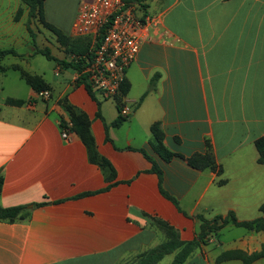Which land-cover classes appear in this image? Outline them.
Returning <instances> with one entry per match:
<instances>
[{
	"label": "crops",
	"instance_id": "1",
	"mask_svg": "<svg viewBox=\"0 0 264 264\" xmlns=\"http://www.w3.org/2000/svg\"><path fill=\"white\" fill-rule=\"evenodd\" d=\"M46 4L43 19L54 26L46 19ZM146 4L147 14L159 22L141 33L139 51L125 72L123 104L129 115L120 126H111L118 116L115 104L76 84L79 77L71 68L56 65L52 82L31 74L49 88L47 100L28 85L25 94L0 86V207L23 208L16 220L0 221V264H135L140 254L167 240L155 219L172 227L181 242H190L200 232L197 216L261 217L264 164L257 162L254 143L264 136V0ZM28 19L20 0H0L1 50L13 49L3 45L19 41ZM73 21L68 31L54 27L72 37ZM16 67L21 68L0 66V73ZM69 107L88 119L113 180L89 160L75 133L61 138L60 124L70 123ZM154 124L166 149L179 157L163 162L152 152ZM206 144L221 175L186 163L204 154ZM147 157L160 167L161 180ZM262 245L264 233L228 223L183 264H217L224 252L250 255ZM177 252L156 264L166 257L171 264Z\"/></svg>",
	"mask_w": 264,
	"mask_h": 264
},
{
	"label": "trees",
	"instance_id": "2",
	"mask_svg": "<svg viewBox=\"0 0 264 264\" xmlns=\"http://www.w3.org/2000/svg\"><path fill=\"white\" fill-rule=\"evenodd\" d=\"M25 6L29 9V19L26 24V29L29 33L30 27L29 22L30 19H36L38 23L49 30L54 36L56 42L64 49V54L68 57L59 60L54 57L48 48L37 49L35 50V54H41L45 56L48 60H55L57 65H61L66 68H71L75 70L77 73L80 72L81 62L78 61V57L85 54L90 46V40L88 38H72L66 36L62 33L61 30L46 23L43 19V1L44 0H20ZM130 2L139 4L143 9L147 8L146 2L149 0H129ZM18 56L17 52L14 49H0V58L5 56ZM15 70L19 71V75L21 79L28 85L33 91L39 93L42 91H48L49 88L44 83V81L36 75H31L19 67H16ZM155 76L149 84L148 91L152 90L154 87V83L156 80ZM76 84H80V79H76ZM88 93L95 98L94 93L88 88ZM128 91V84L126 80L120 86L118 94L114 97V104L116 106L118 116L117 119L112 122L111 126L118 127L120 126L127 117H122L120 115L121 109L124 107L123 98L126 96ZM147 91V92H148ZM7 103L12 105H22L23 101L21 100H8ZM70 113V128L68 129L67 125L64 123L60 124L62 130L68 129L69 131L75 133L82 144L85 146L89 160L92 163L97 164L103 169H107L109 173V180H113L114 178V170L110 166L109 162L99 156L96 151L95 143L93 137L91 136L89 130V121L88 119L81 113H77L73 111L70 107L68 109ZM61 130V131H62ZM150 131L153 135V142L150 143L151 150L154 154H156L163 162H169L173 158L179 157L176 154L169 152L166 147L162 143V132L159 129L158 124H154L151 126ZM255 149L258 153V164H264V136L257 139L254 143ZM207 151L204 154H194L188 159H186V163L189 167L202 171L205 169H210L212 172L217 175H221L222 170L217 165L215 156L211 147L206 144ZM142 153L144 151L142 150ZM146 156V154H145ZM147 159L151 162L152 168L151 171L155 173L159 180H161L162 171L160 167L149 157ZM3 185V177L0 173V192ZM160 192L166 198L171 200L174 204L176 201L170 198L161 188ZM23 210L22 207H12V208H2L0 207V221H14L20 217V213ZM259 211L261 212V217L251 220V221H237L233 213H229L226 217L216 216L212 219L208 220L202 216H197V219L201 222L200 232L195 239L190 242H181L179 240V236L177 232L166 223L160 220H154L155 224L166 233L167 240L160 244L159 246L149 249L148 251L140 254L138 256V260L135 264H156L160 261L165 255L171 254L178 250L176 255L174 256L173 262L171 264H183L188 256L195 250L199 248L201 245H205L210 236L216 234L222 227L231 223L236 227H243L248 230H253L255 232L264 233V204L259 207ZM258 258L264 259V245H262L259 252L253 254H246L242 251H228L224 252L216 258V263H220L227 260H240L242 264H250L254 260Z\"/></svg>",
	"mask_w": 264,
	"mask_h": 264
},
{
	"label": "built area",
	"instance_id": "3",
	"mask_svg": "<svg viewBox=\"0 0 264 264\" xmlns=\"http://www.w3.org/2000/svg\"><path fill=\"white\" fill-rule=\"evenodd\" d=\"M143 8L129 0H81L72 24L71 36L88 38V51L78 57L81 62L77 73L81 84L103 99L118 94L125 72L134 61L141 42V33L158 24V19L147 13L138 14ZM42 100L50 98L48 91L37 93ZM120 115L127 117L125 106ZM68 129L70 123L66 124ZM60 135L67 140L69 130Z\"/></svg>",
	"mask_w": 264,
	"mask_h": 264
},
{
	"label": "rangeland",
	"instance_id": "4",
	"mask_svg": "<svg viewBox=\"0 0 264 264\" xmlns=\"http://www.w3.org/2000/svg\"><path fill=\"white\" fill-rule=\"evenodd\" d=\"M76 3V0H47L46 19L54 24V26L68 31V29L65 28H67L70 22L75 18L78 7ZM143 13H148L146 8L138 14L141 15ZM29 27L31 33L26 31L24 27L19 29V41L8 44L4 43L3 46L13 48L18 53L19 57L8 55L0 60V66L18 65L27 73L41 75L45 79L51 81L52 72L57 65L56 61L48 60L41 54L31 55L32 52H35L37 49L48 48L51 54L59 59L68 56L64 54V49L56 42L55 36L49 30L42 27L36 19L30 20ZM19 76V71L11 69L6 71L4 75L0 73V86L8 92H20L19 94H25L29 91V87ZM54 93V95H57V91ZM105 100L114 103L111 98ZM168 261L169 257H166L158 264H168Z\"/></svg>",
	"mask_w": 264,
	"mask_h": 264
}]
</instances>
